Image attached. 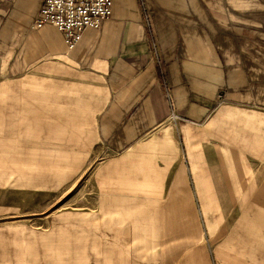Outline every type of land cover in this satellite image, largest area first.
<instances>
[{"label":"crops","instance_id":"0c3cea01","mask_svg":"<svg viewBox=\"0 0 264 264\" xmlns=\"http://www.w3.org/2000/svg\"><path fill=\"white\" fill-rule=\"evenodd\" d=\"M43 1L0 0V115L34 101L40 130L84 140L100 241L156 243L158 212L175 210L161 242L187 243L191 178L208 264H264V0H113L71 49L34 27ZM85 238L87 264L105 260Z\"/></svg>","mask_w":264,"mask_h":264},{"label":"rangeland","instance_id":"374dc122","mask_svg":"<svg viewBox=\"0 0 264 264\" xmlns=\"http://www.w3.org/2000/svg\"><path fill=\"white\" fill-rule=\"evenodd\" d=\"M35 103L28 101L25 117L16 116L11 121L0 115V264H87L84 252L90 238L85 237L98 238L94 246L98 251L107 250L105 260L95 252L93 264L211 261L204 212L200 211L201 200L191 178L188 195L181 197V205L188 207L187 243L161 242L163 226L174 223L175 210L158 212L156 243L131 245L133 251L123 253L122 245L101 242L96 184L91 178L96 164L84 163L82 155L89 149L74 133L40 130V107L32 106ZM202 198L206 204L213 199L209 195ZM217 200L228 205L234 197L230 200L228 194L220 195Z\"/></svg>","mask_w":264,"mask_h":264},{"label":"built area","instance_id":"2783aa9c","mask_svg":"<svg viewBox=\"0 0 264 264\" xmlns=\"http://www.w3.org/2000/svg\"><path fill=\"white\" fill-rule=\"evenodd\" d=\"M112 7L113 0H44L34 27L52 26L71 49L81 41L85 31L99 29L111 17Z\"/></svg>","mask_w":264,"mask_h":264}]
</instances>
